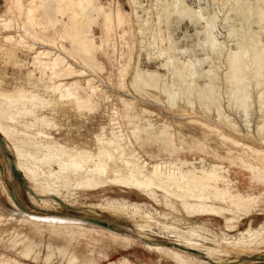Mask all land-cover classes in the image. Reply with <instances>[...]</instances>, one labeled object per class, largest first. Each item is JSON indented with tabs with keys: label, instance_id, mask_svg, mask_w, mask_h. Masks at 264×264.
<instances>
[{
	"label": "bare ground",
	"instance_id": "obj_1",
	"mask_svg": "<svg viewBox=\"0 0 264 264\" xmlns=\"http://www.w3.org/2000/svg\"><path fill=\"white\" fill-rule=\"evenodd\" d=\"M59 1L67 7L74 8L75 17L90 6L98 17L106 16L103 7L98 3L96 4V0ZM184 1L165 0L161 6V16L158 17V20L169 30L172 29V25L181 22H187L194 26L196 28L195 41L198 39L195 46L203 51L205 56L203 54V59L200 57L202 60L197 59L183 64L178 71L173 70L170 83L165 75H159L155 72L149 73V71L147 76L140 77L136 69L130 74L129 80L121 78L115 81V79L105 78L101 74L99 66L94 64V59L91 56L92 48L89 46L90 40L86 37H80L79 33L70 36L72 48L67 49L64 47L59 30L52 36L51 40H41L18 20L14 21L12 25H2L0 27L1 60L6 67H12L13 71L19 73L20 81L26 75L22 74V68L26 66L25 59L27 57L25 58V56L27 54L25 55L23 52L25 59L20 60L17 53L24 50L29 52L28 54L31 53L34 59V71L40 77L44 79L48 74L52 78L61 79L62 84L65 83V86L64 84L63 86L61 84L54 86L55 93L54 95L48 93L47 101L34 102L31 99L14 98L7 91H4L2 89L4 82L0 74V102L10 106L26 105L31 109H28L30 112H19L16 109L0 107V138L6 144L10 156L12 155L14 158L13 160L11 156L12 160H10L6 156L7 160L5 157L6 161H9L8 167L10 164L9 168L11 169V165L14 163L15 168H17L14 172L18 171L20 176L24 178L21 170L24 166L22 161L25 159V154L16 147V142L19 140L24 145H35L39 142L46 150L52 146L57 151L60 150L54 143L50 145L47 142L49 134L43 126L48 123L46 114L42 110L44 104L56 109L62 117V114L72 105L82 113L88 114L93 106H96V109L92 111L98 113L103 110L104 102L119 101L135 119L149 121V127H146L145 130L142 129L145 136L139 138V148L147 149L150 158L161 156L168 161L167 163L151 166L139 161V166L134 171L123 158L125 150L129 157L134 156L129 151L134 141L133 133L130 132L128 136H125L120 130L111 129L101 130L99 135L95 137V147L97 150L101 148L104 153L95 154L94 149L91 150L84 146L71 148L65 156L49 154L45 161L47 166L54 163L63 170L73 169L87 175H96L102 179L99 181L100 185L121 182L146 191L151 189L161 201L166 202L169 206L183 208L185 212L209 211L219 216L222 215L225 219H231L229 216L234 211L246 215L255 208L264 209V177L261 179L258 172L254 170L256 162L259 161L261 164L259 171L264 176V42L261 39V33L264 31V10L262 8L264 0H256L255 3H252V0L251 3L249 0H232L230 2L229 14L236 17L235 19L239 17L241 20L239 25L237 22L234 23L238 27L233 25L234 27L231 26V29H227V40L230 42L237 41V44H234L236 49L233 52L228 51V47L223 45L226 42L219 43L217 36L215 37L213 34L216 16H214L215 18L209 16L206 18L201 10L193 11ZM128 2L135 13L138 6L137 0H128ZM223 6L225 5L223 4ZM116 9V19L119 23H123L124 18L119 7L117 6ZM133 17L135 18V16ZM223 22H225L224 25L228 23L226 19ZM134 23L137 24V22ZM136 24H131L134 25L131 28L134 29L136 37L141 38L143 28L140 27L141 24ZM252 24L258 25V31H252L253 33L249 34L250 29L248 30V27ZM173 32L169 33L173 34ZM172 34L168 38L166 55L169 58L166 65L164 64L166 68L171 66L172 53L179 48V45L178 48L176 47L177 44H175ZM103 46L102 44V51ZM214 60L215 62L217 60L219 64L215 63V65ZM205 63L209 64L208 69L204 67ZM33 73L28 71L26 75L30 83L33 82ZM199 79L208 80L206 84L207 93L203 92L205 87L197 85ZM225 86L229 88L227 95L223 93ZM78 90L80 93L87 94L86 100L77 97ZM106 93H110L112 98L106 99L104 96ZM163 107L165 111H168L167 113H163ZM194 132L201 134L203 138L199 137L200 135H195ZM188 135H192L191 138L197 136L198 139L197 137L196 139L199 141L206 138L214 139L215 141L212 140L213 143L217 142L220 144L219 147H227V150L222 152L226 153L228 157L223 158L216 153L214 155V152L212 155L207 151H200V153L198 150L201 149L200 147L198 149L199 145H196V142L189 146L188 142L191 140H187ZM8 143L13 145L14 150L10 148L11 146L9 147ZM202 145L204 144L202 143ZM209 147L211 146L206 148L209 150ZM214 147H216L215 144ZM215 149L217 148H214V151ZM236 154L243 155L244 159L238 158ZM149 168L151 170H148ZM11 171L13 172V170ZM27 187L28 189L25 190L34 202L37 194L31 186L27 185ZM55 202L57 203V201ZM47 203L49 202H44V208L47 207ZM51 203L53 204V202ZM56 203L55 205H58ZM60 204L59 206H61ZM0 222H8L12 226L23 224L30 230H47L57 235L67 229H76L77 232H97L102 236L128 241L126 239L128 236L126 238L121 237L118 235L119 233L111 231L113 228L110 229L107 224L103 225L105 223L101 221L74 215H24L19 210L7 212L0 209ZM151 226H147V228ZM136 228L143 230L145 227L137 225ZM161 228L168 230L167 232L172 231L179 240L186 243V246L191 247L190 249L184 247V249L188 248L195 253H199L198 248L202 247V244H198L196 239L205 243L212 242L209 239L194 235L195 233H182V231L179 232V230L166 225H162ZM83 240L86 242V239L83 238ZM261 241L258 243L260 244ZM128 242L131 244L130 241ZM101 245L108 247L110 244L103 243ZM245 245L248 246L244 243L233 245L232 243H222L218 246L225 251V254L231 252L241 254L246 250L247 246ZM251 245H249L250 248ZM254 245L257 246V243ZM112 248L116 250L115 247L112 246ZM142 249L146 254L156 255L159 260L162 258L170 259L171 257L160 244L143 245ZM210 249L205 251L203 256L205 259L216 261L213 256L217 252L214 254V251ZM253 251L255 253V250ZM97 255L103 257L106 256V253L100 248ZM171 258L174 264H186L182 260L180 261L177 256ZM112 264L136 263L130 259H125L123 256Z\"/></svg>",
	"mask_w": 264,
	"mask_h": 264
},
{
	"label": "rangeland",
	"instance_id": "obj_2",
	"mask_svg": "<svg viewBox=\"0 0 264 264\" xmlns=\"http://www.w3.org/2000/svg\"><path fill=\"white\" fill-rule=\"evenodd\" d=\"M164 1L137 0L138 6L134 13L128 0H96V4L98 3L103 7L106 16L98 17L90 6L75 17V9L67 7L59 0H0V27L2 25H12L14 21L18 20L41 40H51L52 36L59 30L63 38L64 47L67 49L72 48L69 40L70 36L79 33L80 37H86L90 40L89 46L92 48L91 56L94 59V64L99 66L101 74L105 78L115 79V81L121 78L129 80L130 74L136 69L140 77L155 72L159 75H165L170 83L173 70L178 71L183 64H187L190 61L202 60L205 54L195 46L198 39L195 41L196 28L194 26L187 22H181L180 24L172 25V29L169 30L167 26L159 22L158 17L161 16V6ZM184 2L193 11L201 10L206 18L208 16L211 18L216 16V26L214 25L213 29L214 36H217L219 43L223 44L226 42L223 45L226 48L228 47V51H235L236 45L234 46V44H237V41L230 42L226 38L228 30L232 28L231 26L235 25V22L238 25L241 23L239 17L235 19L236 17L228 12L232 0H185ZM249 2L251 3V0ZM253 2L255 3L256 0H252ZM117 6L125 19L122 18L123 23H119L116 19ZM133 19L137 24L133 22ZM225 19L226 22L230 19L227 23L228 25H224L225 22L223 21ZM234 19L235 21L233 22ZM131 24H141L140 27L143 28V33L141 38L139 37L140 39L136 37L134 29H132L134 25ZM238 25L235 26L238 27ZM251 26L248 27V30H250H247L249 34L258 31V25L252 24ZM169 32H173V34L171 33L174 37L173 40L177 44L176 47L178 48L179 45V48L172 53L171 66L166 68V61L169 58L166 55L168 38L171 35ZM261 39L264 42V31L261 33ZM102 44L105 46H103V51L101 50ZM20 51L17 53L20 60H24L27 57L25 59L26 66L22 68V74L27 75L28 71L34 72L32 76L33 82H28L26 75L20 81L19 73L13 71L12 67H6L2 63L0 56V74L4 82L2 89L7 91L9 95L14 98L20 97L25 100L31 99L34 102H43L48 100V93L54 95V86L59 84L62 86L64 84L65 86V83L62 84L61 79L52 78L48 74H46L44 79L40 77L34 71V59L31 53L28 54L29 52L24 50ZM23 52L25 55L27 54L25 58H23ZM215 63L219 64L217 60L216 62L214 60ZM208 66V63L204 64L206 69H208ZM207 81V79H199L197 81L199 87H205L203 89L205 93L208 92ZM223 93L225 95L229 93L228 86L224 87ZM77 95L81 100L87 99V94L80 93L79 90ZM104 96L106 99L112 98L110 93H106ZM0 107L16 109L19 112H30L29 110H31L26 105L10 106L3 102H0ZM102 107L103 110L97 113L92 111L96 109V106H93L88 114H84L72 105L61 117V113L56 109L47 107L44 104L42 110L46 114L48 123L43 126L49 134L47 142L50 145L54 143L60 150L57 151L53 146L46 150L42 143L39 142L35 143V145H24L21 140L16 142V147L25 154V159L22 161L24 166L21 172L25 178V184L31 186L37 194H35V203L32 202L17 176L9 168L10 164L8 167L9 161H6L7 157L2 151L0 143V209L7 212L19 210L24 215L49 216V214H63L66 216L87 217L107 224L110 229L113 228L111 231L119 233L118 235L121 237L124 236L126 238L128 236L126 239L131 244L121 238L114 239L110 236H102L97 232H77L76 229H67L57 235L47 230H30L23 224L12 226L8 222H0V264H112L119 258H123V256L136 264H174L171 258L173 256H177L180 261L182 260L186 264H264V260L251 259L264 255L263 208H255L246 213V215L234 211L229 216L231 219H225L222 215L219 216L209 211L185 212L183 208L169 206L166 202L161 201L151 189L146 191L121 182L100 185L99 181L102 179L96 175H87L73 169L63 170L54 163H51V166H47L45 161L49 154H62L65 156L71 148L75 149L84 146L91 150L94 149L95 154L104 153L101 148L97 150L95 147V137L99 135L101 130L111 129L120 130L125 136H128L130 132L133 133L134 141L129 151L134 156L132 158L129 157L125 150L123 158L134 171L136 170L135 168H138L140 162L148 163L151 166L168 162L161 156L150 158L147 149L139 148V138L145 136L142 131L149 127V121L135 119L119 101L112 103L106 101ZM163 108V113H167L168 111ZM22 109L24 110L22 111ZM195 135H200L199 137L203 138L201 134ZM188 136L187 140H191L188 142L189 146L196 142V145H199L198 149L199 147L201 149L198 150L199 152L207 151L209 154L214 152V155L216 153V155L223 156V158L228 157L226 153H223L227 150V147H219L220 144L217 142L213 143L212 140L214 139L206 138L204 139L206 141H199L197 136L192 138L190 137L192 135ZM208 140H211V142ZM63 142H66V144H63ZM68 142L69 144H67ZM124 142L127 143L126 140ZM190 142L193 143L190 144ZM2 144L7 150L3 140ZM8 144L14 150L13 145ZM214 144L216 147H214ZM212 145L217 148L215 149L216 152ZM203 146L211 147L208 150V148L205 147V149ZM62 152L65 153L63 154ZM236 156L244 159L241 154H236ZM256 163L254 170L263 179L264 176L259 171L261 164L259 161ZM148 170L151 169L149 168ZM47 201L49 203L44 208V202ZM55 201H57L58 205H55ZM60 203L72 208H65ZM156 223L159 226L161 225V227L166 225L172 229L179 230V232L182 231V233H195L194 235L209 239L214 243H205L196 239V242L202 244V247L198 248L199 253H195V251L189 250L191 247L186 246V243L179 240L172 231L169 230L167 232L168 230L162 229ZM137 225L145 228L138 230L136 228ZM147 226L152 228H147ZM83 238L86 239V242ZM262 239L263 241H261ZM260 241L261 243L259 244L258 242ZM250 242L252 245L249 244ZM253 242L254 244L257 243V246ZM103 243H109L110 245L103 247L101 245ZM151 243L160 244L170 254V259L162 258L159 260L156 255L146 254L142 246ZM217 243L218 245L222 243H232V245L244 243L248 244V246L245 245L247 246L246 250L241 252V254L237 252L225 254L223 249H220L218 245V247L216 246ZM249 245H251V248ZM184 247H189V249H184ZM100 248L105 251L106 256L99 257L97 255V251ZM208 249L213 250L214 254L217 252L213 256L216 261L204 258L203 254ZM253 250H255V253H253ZM221 254L223 255L221 256ZM255 255L260 256L257 257Z\"/></svg>",
	"mask_w": 264,
	"mask_h": 264
},
{
	"label": "water",
	"instance_id": "obj_3",
	"mask_svg": "<svg viewBox=\"0 0 264 264\" xmlns=\"http://www.w3.org/2000/svg\"><path fill=\"white\" fill-rule=\"evenodd\" d=\"M0 143H1V147L3 148V151H4V153H5V155L11 160V156H10V153L4 148V146H3V144H2V139L0 138ZM11 170H13V174L15 175V176H17V178H18V180L21 182V184H22V186L26 189H28V187H27V185L25 184V182H24V180H23V177H21L20 176V174L18 173V172H14V170H16V168H15V165H14V163H13V165H11ZM62 204V206H64L65 208H71V207H69V206H66L65 204H63V203H61ZM103 225H106V224H103ZM251 259H253V260H258V261H262V260H264V255L263 256H260V257H258V258H251Z\"/></svg>",
	"mask_w": 264,
	"mask_h": 264
}]
</instances>
